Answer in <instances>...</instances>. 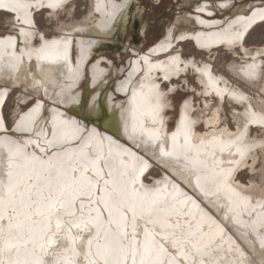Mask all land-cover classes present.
Segmentation results:
<instances>
[{
  "label": "bare ground",
  "instance_id": "1",
  "mask_svg": "<svg viewBox=\"0 0 264 264\" xmlns=\"http://www.w3.org/2000/svg\"><path fill=\"white\" fill-rule=\"evenodd\" d=\"M73 1L75 0H71L68 7ZM132 1L90 0L88 16L84 20L70 24L63 22L65 27L57 28V34L51 36L24 24V11L18 13L21 18L19 21L16 19L17 14L12 13L10 28L18 27V35L11 32L0 35V68L4 70V77L0 79V118L4 121L2 104L11 88L25 80L31 85L33 78L40 82L41 87L38 97L34 92L27 96L20 94L19 101L22 104L32 96L35 97L25 110L18 111L11 126H7L5 121L0 124V146L10 142L14 150L19 145L22 153H27L28 156L35 154L47 160L52 149L49 144L53 139L52 132H58L65 122L69 127L86 128V132H78L76 135H83L86 140L90 138L89 143L96 155L102 153L103 158L114 159L121 171L126 169L133 173L136 177L135 187L141 192L144 188L158 191L161 198L176 209L185 231L202 230L204 238L215 242L213 247L221 249L219 255L227 262L240 261L241 264H248L247 258L251 256L255 264H260L264 260V254L260 251L256 233L264 236V212H261L262 208L257 203L245 207V198L251 196L256 199L255 202H260L264 199V189L256 187L254 181H249L247 186L237 180L238 172L250 165L257 154V149L248 151L249 146L264 141V137L258 139L248 133L251 127L249 125H260L249 123L252 114L264 115V47L249 49L244 41L241 44L238 40L232 48L222 44L221 40L225 36L246 37L248 31L264 19V3L257 4L247 0L242 4L232 5V0H183L180 3L190 4L193 12L179 11L164 26L161 37L146 47L145 51L130 47L135 56L130 55L122 64L120 53H115L113 59L106 58L101 53L92 55L95 50L114 41V35L124 30L123 20ZM8 2L9 0H0V3ZM25 2L36 4L39 0ZM43 2L47 4L49 0ZM138 9L135 8V12ZM44 10L52 11L47 8L39 11ZM30 12L38 11L33 8ZM140 29L143 31L145 24ZM8 37L14 39L9 40ZM52 40L59 42V58L54 63L38 59L35 50L45 41ZM188 40L205 53L223 47L237 55L236 49L240 48L244 60L239 61L240 63L232 62L229 68L238 78L257 87L256 97L245 93L221 73H215L210 63L196 62L192 57L183 58L179 50H172ZM123 49L126 51L127 48ZM245 49L249 51L246 53ZM178 55L183 63H177L174 59ZM252 64L255 67L249 68ZM9 66L15 67L9 70ZM126 66L128 68L125 73ZM186 70L195 73L201 87L200 92L208 99L204 98L203 108H196L195 111L192 110L191 100H184L178 109L175 125L169 130V117H166L169 99L157 77L160 76L163 83L169 80L172 83V78L184 74ZM246 73H251L252 78L249 79ZM9 76L18 77V81H9ZM175 87L171 84L169 91H173ZM213 96L217 99V104H211ZM37 99L42 103V108L37 113L26 116ZM224 99L238 103L242 108L232 113L233 120L236 121L232 129L226 122H220L221 102ZM204 111H207L206 116ZM21 117L25 119L21 121ZM83 117L93 121L88 122ZM17 122H20L19 126ZM198 124L203 125L204 129L198 130ZM260 126L264 131V125ZM174 133L179 145L185 144L187 134L188 144L192 146L191 156L187 160L181 155L177 162L175 155L161 154V145L167 151H173ZM154 136L158 138H153ZM202 140L205 142L203 146ZM229 144L232 145L231 152L234 155H229L227 151ZM220 145L225 146L223 155L219 151ZM64 147L71 149L75 145L65 143ZM213 147H216L215 166L212 159ZM237 149L246 152V159L240 164L236 163L241 160ZM54 150L62 152L59 147ZM205 152L207 155H204ZM260 152L264 155V151ZM198 158L206 163L195 166L194 161ZM221 159L223 164L219 163ZM145 160L148 162L147 166ZM151 160L161 169V175L148 182L143 179L142 174L152 164ZM6 163L5 160V165ZM93 171L99 169L95 168ZM212 171L221 180L219 186L205 178ZM93 184L95 190V180ZM100 186H103V181ZM199 199L204 200L212 211L205 208ZM252 205L255 209L249 211ZM175 220L176 217L173 216V222ZM148 227L151 229L152 225L149 224ZM233 241L242 246L245 257H240L235 251ZM229 248L233 251L229 252Z\"/></svg>",
  "mask_w": 264,
  "mask_h": 264
},
{
  "label": "snow or ice",
  "instance_id": "2",
  "mask_svg": "<svg viewBox=\"0 0 264 264\" xmlns=\"http://www.w3.org/2000/svg\"><path fill=\"white\" fill-rule=\"evenodd\" d=\"M70 3L71 0H49L47 4L43 0L36 4L9 0L8 3H0V8L17 14V21L21 19L18 13L24 11L23 23L38 31L40 27L63 29V21L74 12L68 7ZM33 8L52 11L48 13L46 22H42L37 21L36 14L30 12ZM245 38L225 36L221 43L234 48L238 40L243 44ZM258 40L264 44V35ZM58 45L56 40L45 41L35 50L37 58L54 63L60 55ZM248 51L245 49L246 53ZM174 59L177 63H183L179 55ZM13 67L9 66V70ZM248 67L254 68L255 65ZM246 75L252 78L251 73ZM3 77L4 70L0 68V79ZM8 80L16 83L18 77L9 76ZM18 86L25 89L26 96L30 95L29 88L39 96L41 85L35 78L31 85L25 80ZM44 91L47 94V89ZM42 106L37 99L26 116L37 113ZM24 119L21 117V121ZM3 123L0 118V124ZM249 123L264 125V115L256 116L253 113ZM19 125L20 122H17ZM86 131V128L69 127L65 122L58 132H52L53 139L49 141L52 149L47 160L35 154L28 156L22 153L19 145L14 150L10 142L0 146V264H188L189 261L191 264H241L240 261L227 262L222 258L219 255L221 249L214 248L215 242L206 240L202 230L185 231L176 209L170 207L158 191L144 188L141 192L135 187L136 177L133 173L126 169L121 171L114 159L103 158L102 153L96 155L89 143L90 138L86 140L83 135H76ZM65 143L75 147L67 149ZM204 143L202 140L201 146ZM173 144L172 152L161 145V154L175 155L177 162L181 155L186 160L191 156L192 146L188 144L187 134L185 144L179 145L174 133ZM56 147L62 152L55 151ZM231 147L229 144L227 151L229 155H234ZM253 149L264 151V141L249 146L248 151ZM219 151L223 155L225 146L220 145ZM237 153L241 160L236 163H243L246 152L237 149ZM212 159L215 166L216 147L212 149ZM144 163L147 166V160ZM205 163L199 158L194 161L195 166ZM219 163L223 164V160ZM246 167L251 169L255 186L264 189V155L258 151ZM95 168L99 171H93ZM205 178L217 186L221 183L214 171ZM224 182H227V177ZM245 199L247 207L252 197ZM259 204L264 209V199ZM173 216L176 217L175 222ZM149 224L152 225L151 229ZM256 236L260 251L264 254V236L259 232ZM233 244L239 256L245 257L242 246L235 241ZM231 251L233 249L229 248ZM247 259L248 264H255L251 256ZM260 264H264V260Z\"/></svg>",
  "mask_w": 264,
  "mask_h": 264
},
{
  "label": "rangeland",
  "instance_id": "3",
  "mask_svg": "<svg viewBox=\"0 0 264 264\" xmlns=\"http://www.w3.org/2000/svg\"><path fill=\"white\" fill-rule=\"evenodd\" d=\"M183 0H160L159 2H152L151 0H133L130 7L129 12L125 16L123 20V31H120V34H115L113 40L110 44L104 45L101 48L94 51L92 55H97V53H101L104 57L113 59L115 53H120V64L126 62L127 57L135 56L134 53L131 52L130 47L138 48L139 51L146 49L150 44L155 42L161 37L162 30H164V26L168 24L179 11L187 10L189 12H193L191 6L184 5L180 2ZM74 3L69 7L70 9H74L72 16H68L65 21L66 24L74 23L75 21H82L86 16H88V11L90 7V0H75ZM232 5H239L247 0H232ZM248 2L254 3H264V0H248ZM182 5H180V4ZM180 5V6H179ZM189 6V7H188ZM139 8L137 12H135V8ZM147 8V11H145ZM178 8V9H177ZM42 13V14H41ZM48 11H38L35 12V18L37 21L46 22L48 17ZM64 15V13H61ZM12 13L3 11L0 9V35L6 32H11V34L18 35V27L10 28L12 23ZM72 21V22H70ZM162 21V22H161ZM165 22V23H164ZM10 23V24H9ZM142 24H145V29L141 31L140 27ZM164 24V25H163ZM163 25V26H162ZM15 30V31H14ZM39 30L43 31L46 36H51L57 34V28L53 27L49 29L47 27H40ZM248 35L244 40V45L249 49H254L256 47H264V44L259 43L258 38L261 35H264V19L260 21L253 29L248 31ZM36 40L34 39V42ZM18 45H20L19 39H17ZM37 42V41H36ZM117 42V43H116ZM126 47V51L123 49ZM173 51L179 50L183 58H194L196 62H206L210 63L212 69L215 73H221L232 84H237L245 93L256 97V92L258 89L256 86L249 85L241 78H238L237 75L229 68V65L232 62H241L243 59V54L240 48H237V55H234L230 50L224 49L223 47H218L217 49H213L210 52H203L198 50L194 44H192L189 40L186 42H181L177 48H173ZM94 55V56H95ZM93 56V57H94ZM103 64L106 62L103 60ZM239 62V63H240ZM119 61H118V65ZM262 66L264 68V56ZM127 66L125 67V73L127 72ZM124 73V74H125ZM158 82H160L162 88L164 89L167 97L169 99V104L166 108V117H169L167 120V127L171 130L175 121L178 117V109L181 103L186 100H191L192 110L195 111L196 108H203V99H208L206 95L201 94L200 84L197 82L196 75L192 71H185L184 74L178 75L176 78H172V83L169 81L162 82L160 76L157 77ZM169 84V85H168ZM171 84L175 85V89L173 91L170 90ZM30 95L32 94L31 89L29 88ZM25 89L20 86H15L11 88L7 97L5 98L2 104V115L4 121L7 126H11L13 124L14 118L18 111L25 110L33 101L35 96H32L27 100L25 104L19 101L20 94H24ZM211 104H217V99L213 96L211 100ZM221 120L220 122H226L229 128H234L236 125V121L233 120V112L241 110V105L235 102H231L228 99H224L221 102ZM204 116H206L207 111H204ZM248 133L251 136H257L256 138L264 137V131L262 126L260 125H249ZM203 127V128H202ZM258 127V128H257ZM198 130H203L204 126L201 124L197 125ZM260 150L257 149V152ZM262 155V153L260 152ZM147 158H149L146 155ZM251 161V160H250ZM149 168L142 174L143 179L148 182H151L153 177H157L161 175V169L157 166L155 161L151 162ZM242 184L249 185V181H254L255 179L252 177L251 169L248 167H244L240 172H238V180ZM247 185V186H248ZM200 203L212 211L209 206L205 203L204 200L199 199ZM256 199L252 198L251 203L259 204V201L255 202ZM250 205V204H248ZM254 205L252 208L255 209ZM261 212H264L261 209ZM213 213V212H212ZM216 216L217 214L214 213ZM229 228V226H228Z\"/></svg>",
  "mask_w": 264,
  "mask_h": 264
},
{
  "label": "water",
  "instance_id": "4",
  "mask_svg": "<svg viewBox=\"0 0 264 264\" xmlns=\"http://www.w3.org/2000/svg\"><path fill=\"white\" fill-rule=\"evenodd\" d=\"M84 118V117H83ZM84 119H86V121H93L92 119H87V118H84ZM97 126L99 127V128H102V126H100V124H97Z\"/></svg>",
  "mask_w": 264,
  "mask_h": 264
}]
</instances>
